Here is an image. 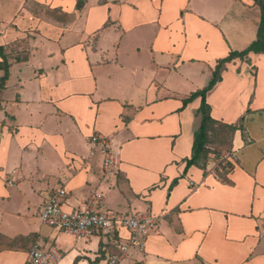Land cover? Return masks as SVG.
I'll return each instance as SVG.
<instances>
[{"label": "crops", "instance_id": "1", "mask_svg": "<svg viewBox=\"0 0 264 264\" xmlns=\"http://www.w3.org/2000/svg\"><path fill=\"white\" fill-rule=\"evenodd\" d=\"M260 21L255 0H0V264H24L36 243L59 264L119 251L125 228L78 237L41 221L60 188L66 210L98 191L113 211L162 217L118 264H264V53L226 63L207 94L208 147L238 153L221 178L213 152L187 167L201 97L184 105ZM94 134L112 140L117 174Z\"/></svg>", "mask_w": 264, "mask_h": 264}, {"label": "built area", "instance_id": "2", "mask_svg": "<svg viewBox=\"0 0 264 264\" xmlns=\"http://www.w3.org/2000/svg\"><path fill=\"white\" fill-rule=\"evenodd\" d=\"M90 143L93 148L100 149L103 154L104 173L117 174L118 160L112 140L94 134L90 138ZM237 159L238 153L233 148L220 153L217 156L215 175L221 178L232 169ZM8 183L14 185L13 180H9ZM65 194L66 190L60 188L45 200L40 211V219L44 224L78 237H89L99 231L122 228L129 231L128 238L120 241L119 251L107 255L106 264H118L134 245L144 252L148 235L158 232L161 228V216L113 211L107 208L104 195L98 191L94 192L83 206L74 210H66L61 201ZM61 256L57 248L47 249L36 243L29 251L24 264H59Z\"/></svg>", "mask_w": 264, "mask_h": 264}, {"label": "trees", "instance_id": "3", "mask_svg": "<svg viewBox=\"0 0 264 264\" xmlns=\"http://www.w3.org/2000/svg\"><path fill=\"white\" fill-rule=\"evenodd\" d=\"M256 4L261 9V21L258 29V36L255 41H253L247 48L242 51H231L230 54L218 60L216 68L213 71V76L210 82L202 89H198L192 92L188 98L184 100V105L193 101L197 97H201V106L198 110V114L201 116V125L196 131L195 140L193 145L192 157L188 159L187 167L198 164L207 154L210 152L219 155L220 152L211 150L208 147L209 143V130L213 127L214 120L211 117V106L207 102V94L211 91L214 86L222 79V69L226 63L232 62L236 58L246 59L251 52L254 53H264V0H255ZM81 7V1L78 4ZM0 56L3 58L4 62L2 66L4 67L5 73L0 78V91L5 88L7 79L9 77V67L10 64L7 61L5 49L0 45ZM1 105V102H0ZM232 128V126H231Z\"/></svg>", "mask_w": 264, "mask_h": 264}, {"label": "rangeland", "instance_id": "4", "mask_svg": "<svg viewBox=\"0 0 264 264\" xmlns=\"http://www.w3.org/2000/svg\"><path fill=\"white\" fill-rule=\"evenodd\" d=\"M229 135H230L229 131H227L221 127H216L215 131H213L211 134V139L218 146L225 147V145H228V141L230 138Z\"/></svg>", "mask_w": 264, "mask_h": 264}]
</instances>
